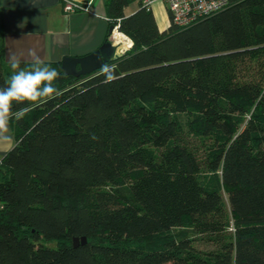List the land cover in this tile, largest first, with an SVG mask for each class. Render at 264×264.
<instances>
[{
	"label": "trees",
	"instance_id": "trees-1",
	"mask_svg": "<svg viewBox=\"0 0 264 264\" xmlns=\"http://www.w3.org/2000/svg\"><path fill=\"white\" fill-rule=\"evenodd\" d=\"M130 1L103 2L132 40L114 83L50 62L61 95L14 103L0 264H264V0L162 31Z\"/></svg>",
	"mask_w": 264,
	"mask_h": 264
},
{
	"label": "crops",
	"instance_id": "crops-1",
	"mask_svg": "<svg viewBox=\"0 0 264 264\" xmlns=\"http://www.w3.org/2000/svg\"><path fill=\"white\" fill-rule=\"evenodd\" d=\"M103 2L90 0L89 10L65 12L62 0H0V45L5 61L16 57L33 62L30 53L35 52L43 62H59L65 55L83 56L96 50L106 36L114 42L107 35ZM139 5V0H131L124 11L132 13ZM150 10L158 29L165 30L170 25L165 2L153 0ZM117 44L119 53L129 45ZM9 127L13 139L0 143V159L16 142L11 121Z\"/></svg>",
	"mask_w": 264,
	"mask_h": 264
},
{
	"label": "clouds",
	"instance_id": "clouds-1",
	"mask_svg": "<svg viewBox=\"0 0 264 264\" xmlns=\"http://www.w3.org/2000/svg\"><path fill=\"white\" fill-rule=\"evenodd\" d=\"M33 57V67L25 70L20 67L19 58L13 57L11 60V74L6 87H0V143L11 142L9 122L11 119L20 118L31 110V107L22 108L19 112H13L15 104L29 102L30 105H38L42 101L54 99L61 95V92L54 86L60 77V73L51 63H44L31 52ZM100 75L104 77L102 83H114L118 76L114 66L103 64L100 68ZM92 139H97L93 134Z\"/></svg>",
	"mask_w": 264,
	"mask_h": 264
},
{
	"label": "built area",
	"instance_id": "built-area-1",
	"mask_svg": "<svg viewBox=\"0 0 264 264\" xmlns=\"http://www.w3.org/2000/svg\"><path fill=\"white\" fill-rule=\"evenodd\" d=\"M153 0H141V3L150 8ZM169 14L170 23L176 26H188L200 19H203L230 4V0H163ZM63 10L71 12L76 10H89L90 0H62ZM117 29L114 25L113 31ZM118 30V29H117ZM112 31V32H113ZM124 34V33H123ZM112 35V34H111ZM128 46L122 51L124 53L131 47L132 40L126 34ZM115 44V42H113ZM117 46V45H116Z\"/></svg>",
	"mask_w": 264,
	"mask_h": 264
},
{
	"label": "water",
	"instance_id": "water-1",
	"mask_svg": "<svg viewBox=\"0 0 264 264\" xmlns=\"http://www.w3.org/2000/svg\"><path fill=\"white\" fill-rule=\"evenodd\" d=\"M114 25L108 27V34L111 35ZM123 53L118 52V47L110 39L105 40L96 50L83 56L65 55L61 58V71L66 75L80 76L88 75L99 70L103 64H108ZM86 236H72V246L86 243Z\"/></svg>",
	"mask_w": 264,
	"mask_h": 264
},
{
	"label": "bare ground",
	"instance_id": "bare-ground-1",
	"mask_svg": "<svg viewBox=\"0 0 264 264\" xmlns=\"http://www.w3.org/2000/svg\"><path fill=\"white\" fill-rule=\"evenodd\" d=\"M112 39L114 40V42L116 43V45H118L117 43H122L124 45H128V40L127 38L124 36V34H122L121 32H119L117 29H115L112 32Z\"/></svg>",
	"mask_w": 264,
	"mask_h": 264
},
{
	"label": "rangeland",
	"instance_id": "rangeland-1",
	"mask_svg": "<svg viewBox=\"0 0 264 264\" xmlns=\"http://www.w3.org/2000/svg\"><path fill=\"white\" fill-rule=\"evenodd\" d=\"M222 196H223V199H224V201H225V203H226V210L228 211L229 216H230V218H231L232 215H231V212H230V209H229V205H228V202H227V195H226V193H225L224 191H222ZM195 245H196L197 247H199V248H202V249H208V248L211 247V246H209V245H207V244H204V243H201V242H196Z\"/></svg>",
	"mask_w": 264,
	"mask_h": 264
}]
</instances>
